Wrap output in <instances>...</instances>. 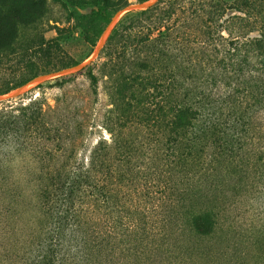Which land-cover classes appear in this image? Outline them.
I'll return each instance as SVG.
<instances>
[{
    "label": "trees",
    "instance_id": "16d2710c",
    "mask_svg": "<svg viewBox=\"0 0 264 264\" xmlns=\"http://www.w3.org/2000/svg\"><path fill=\"white\" fill-rule=\"evenodd\" d=\"M258 3L156 0L126 11L102 46L114 76L106 118L110 139L96 140L87 163H74L77 136H63L66 128L52 117L54 109L41 107L39 97L0 103V260L189 264L235 256L249 261L250 232L204 251L192 236L219 239L218 218L226 209L224 162H232L244 132L260 131L251 120L258 110L264 114V16L251 18L253 10L264 14ZM228 7L242 15L227 14ZM96 12L108 22L101 6ZM254 30L258 35L249 36ZM119 69V84L129 83L126 99L140 109L129 112L130 118L165 132H134L129 139L120 132L118 105L127 92L115 81ZM84 72L94 89L97 75L90 65ZM136 141L146 150L131 160ZM156 142L169 149L156 150ZM17 158L33 168L23 190L10 185L6 174Z\"/></svg>",
    "mask_w": 264,
    "mask_h": 264
},
{
    "label": "rangeland",
    "instance_id": "374dc122",
    "mask_svg": "<svg viewBox=\"0 0 264 264\" xmlns=\"http://www.w3.org/2000/svg\"><path fill=\"white\" fill-rule=\"evenodd\" d=\"M136 2L140 0H0V89L15 86L27 78H36L39 74L65 68V63L70 61L81 63L93 56L111 16L124 5ZM237 3L239 0H225L226 6ZM258 4L264 7V0H259ZM98 6L109 14L107 23L96 12ZM228 13L242 15V12L231 7H228ZM251 14L252 19L264 16L255 10ZM230 34L236 36V29H232ZM223 35L229 34L224 31ZM255 35H258L256 30L249 33V36ZM88 65L97 75L94 89L83 68L35 80L33 86L20 96L0 101L3 104H24L37 96L42 102V108L54 109L52 117L62 122L63 128L67 130L62 132L63 136L71 132L78 138L79 146L73 160L76 164L88 162L96 140L100 142L104 139L108 142L110 139L111 124L106 118L110 117L108 109L112 107L108 90L114 76L112 78L110 75L111 61L106 50L101 47ZM123 65L122 70L125 71L126 64ZM121 77L119 69L115 81L121 91L127 92L118 105L121 114L118 120L121 124L120 132H125L129 139L134 138V132L162 131L158 127L143 126V120L140 122L139 119L130 118L129 112L136 111L137 107L132 100L126 99L129 83L119 84ZM39 83L41 85L36 87ZM140 116L142 118L143 113ZM251 120L254 128L260 125V131L244 132L242 146L235 149L232 162L230 159L224 162L223 174L226 180L221 186V196L226 201V209L222 210L218 218L216 238H219V242L208 237L192 238L194 245H199L204 251L211 246L225 247L223 244L228 238L237 234L236 240L239 241L250 232L249 235L253 237L252 256L244 263L243 258L230 256L228 259L202 258L189 264H264V253L261 251L264 250V114L258 110ZM135 143V150L129 157L131 160H136V157L140 159L146 150L137 141ZM154 148L169 149L168 145L161 146L160 142H156ZM30 166L20 158L10 162L6 168L10 185L23 190L27 178L33 173ZM0 264L8 262L0 260Z\"/></svg>",
    "mask_w": 264,
    "mask_h": 264
},
{
    "label": "water",
    "instance_id": "95a60500",
    "mask_svg": "<svg viewBox=\"0 0 264 264\" xmlns=\"http://www.w3.org/2000/svg\"><path fill=\"white\" fill-rule=\"evenodd\" d=\"M156 0H145V1H140V2H136V3H128L126 5H124L122 8L118 9L110 18L109 22L107 23V25L105 26V28L102 31L100 40L96 46V50L93 54V56L98 52V50L103 46L104 42L107 39L108 33L110 31V29L112 28V26L115 24V22L118 20L119 16L129 10L132 9H143V8H147L149 6H151ZM93 56L88 57L86 60H84L81 63H76L74 65L59 69V70H55L52 72H47V73H43V74H39L36 76V78H31L29 80H27L24 84H22L21 86H19L18 88H16L15 90L9 92V93H0V101L2 100H8L10 98H14V97H18L21 94H23L27 89H29L31 86H33L34 81L35 80H41V79H46V78H50V77H54L57 75H62V74H66L68 72H76V71H80L82 70L85 66H87L90 61L92 60Z\"/></svg>",
    "mask_w": 264,
    "mask_h": 264
}]
</instances>
